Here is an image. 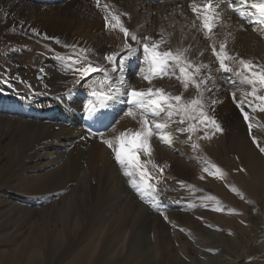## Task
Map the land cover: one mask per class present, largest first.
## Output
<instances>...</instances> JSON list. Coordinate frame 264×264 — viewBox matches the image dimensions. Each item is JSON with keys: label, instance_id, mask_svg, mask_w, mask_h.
<instances>
[{"label": "bare ground", "instance_id": "obj_1", "mask_svg": "<svg viewBox=\"0 0 264 264\" xmlns=\"http://www.w3.org/2000/svg\"><path fill=\"white\" fill-rule=\"evenodd\" d=\"M100 2H102V6L98 9L97 0H0V39L1 42H7L6 44L12 47L6 53L7 58L9 60L14 59L17 63L15 52L20 48L30 51H33V49L39 50L44 57L40 66L37 62L25 65L31 72L36 67L43 68V72L40 71L43 80H41L39 86L33 85L23 75L24 66L20 65L19 60L14 65L13 71H11L13 76L0 75V153L1 150L6 149L5 143L8 139L9 144L6 151L9 158L5 165L7 170H12V173L8 175L9 179H14L16 174L21 171L22 165L26 163L33 164L34 170L37 169L40 173L36 177L30 178L28 185L23 190L12 189L11 192L15 194L13 196L20 197L27 194L33 199H51L54 196H61V199L55 203L56 207L48 210L44 217V224L48 225L52 219V226L57 229L64 228L65 223L72 224L74 222L71 219L74 211L76 212L74 199L75 196L80 198L82 196L79 195L78 190L74 193L72 187L82 181L83 175L81 173L85 172L84 162L91 167V172H100V180L104 188L107 189L108 185L114 183L113 177L116 175L118 163L114 158L112 149L103 141L113 139L125 130L139 128L137 120H133L124 114L129 107L124 102L126 100L125 96H120L116 101L110 102L109 113L106 117H102L98 110L90 115L85 106L89 104V101L94 102L93 97L82 86L83 82L78 85L77 89L74 88L77 85L73 83L72 73L66 74L65 64L57 59V54L68 55L72 53V49L65 47V45H76L77 52L80 49H85L89 44V40L94 38V30L98 31V29H101L103 38H99V36V40L96 41L97 37H95L94 45L96 42V47H98L100 53H104V57L113 52L119 53L120 56L125 54V50L118 47L120 42L118 28L107 27V29H110L106 30V24L101 21L103 18L105 19L103 16L106 13L104 5L107 4L116 13L118 9L122 13H127L128 18L121 17V20L127 28L138 36H154L155 39L159 40L161 29H163V34L170 40V43L167 44L168 48L191 46V58H198L200 61L212 65L213 69L218 67L215 56L209 47L211 41L204 38L203 31L191 28L192 21L196 19L189 7L191 0H173L160 6L143 0H100ZM197 3H200V0H197ZM217 12L223 13L222 20L214 29V39L217 46L226 39L227 49L232 54H238L239 57L264 65V34H261V26L248 22L244 23L237 14L232 12L227 2L220 3ZM100 21L103 28H101ZM174 23H177L175 27H173ZM196 23L199 26L198 20ZM226 24L230 26L227 25L229 26L227 27ZM246 26L247 32L244 33L241 30ZM168 34H171L170 37ZM57 40H59V43H57ZM129 42L133 44V47H137L135 42ZM200 51H203V56H198ZM88 52V58L94 64L99 63L100 65L110 66L103 57L100 61L94 62L95 60H92L93 55L90 56ZM141 59L142 50L129 60L132 63L127 62L126 76L128 82L136 88H147L149 87L148 82L139 78L136 74L139 67L142 66ZM51 60H56V63L54 64ZM6 64H9V62L7 61ZM215 74L218 77L216 95L221 102L215 105L214 114L221 125L222 131L215 132L211 139H199L200 136H203L202 131L194 135L193 141L200 145L199 149L191 147V142L187 141L186 134L181 135L174 132L175 139L171 145L163 143L156 136H153L151 140L152 163L155 164L158 160L164 158H168L171 163L168 165L160 162L157 169L150 164L148 168L153 178L159 182H162V178L165 176H170L184 183L187 178L189 179L197 174V178L201 179L203 177L201 180L210 179L212 185L214 181L217 187L218 181L221 180L217 176H209L203 172L202 169L205 165L202 161H208L211 155L214 154L219 156L223 149L216 148L229 143L231 150L228 152L234 158L228 164L230 166V176L238 177V179L227 178L226 182L234 195L236 188L241 187V184L247 187L249 182L264 181V153L253 143L252 139L253 135L256 136L260 146L264 147V113L251 112L250 109L245 108L253 117L254 127L250 135L247 122L243 119V115L231 95V92L239 85L237 84L234 87L228 82L230 79L238 80V78L227 73ZM95 75L93 74V76ZM64 83L70 88L61 91L60 88ZM20 85L24 90L17 92L16 86ZM151 86L162 87L165 91L173 94H176L180 88V84L176 80L167 77L154 79ZM183 91L182 88L181 92ZM194 94L195 90L192 88L184 93L186 98ZM12 96H18L20 100L12 103ZM237 98L239 99V93ZM35 112L38 114L34 116ZM49 112L53 113L51 120H41L40 117ZM85 122L97 124L98 137L90 135L86 131ZM237 126L242 130L236 129ZM176 127L177 125L172 124L170 130H174ZM58 144H63L64 149L57 147ZM178 153L179 156L177 157ZM87 155L88 160H86ZM141 159H146L143 154H141ZM222 161H220L218 168L223 169L226 167V164ZM174 166L186 174V179L185 177H177L178 175L172 173ZM236 169L248 171L249 178L240 177L239 173H235ZM84 182V185L88 183V181ZM130 184L127 185L122 178L120 188L117 190L120 194L125 191L126 195L130 197L131 194L128 189ZM1 191L4 192L0 189ZM80 194L85 195L81 190V186ZM253 197L255 200H260L264 198V195L259 196L255 192ZM165 199L171 201V203H167L174 205V200L170 197ZM92 200L95 203L91 215L94 214L96 205L100 204V210H105L108 213V226L117 224L103 196L92 193ZM141 201L145 203L143 198ZM126 209L127 213L121 222L120 230L128 228L130 218L137 210L144 213L138 219L137 223L141 229H137L139 232L136 235L141 230L145 233L148 230L150 231L152 220L159 221L163 229L164 223L159 216L150 213L153 211H146L145 209L149 208H146L138 200L136 201L134 196L128 202ZM153 210L161 209L153 208ZM171 219L180 221L177 213L172 215ZM186 223L191 226L192 222L187 221ZM41 229L44 230L43 227ZM162 229L160 233H163L164 229ZM41 237L44 238L45 236L41 234ZM145 237L148 238L147 235ZM63 245L62 241H57L55 251L60 252ZM163 249L167 253L165 262L169 261L175 264L176 259L170 255L172 253L170 248L164 246ZM90 251L91 248L86 249L87 254ZM134 253L136 254V252ZM88 258L89 264H93V257L88 255ZM99 259L96 258L95 262H99Z\"/></svg>", "mask_w": 264, "mask_h": 264}, {"label": "rangeland", "instance_id": "obj_2", "mask_svg": "<svg viewBox=\"0 0 264 264\" xmlns=\"http://www.w3.org/2000/svg\"><path fill=\"white\" fill-rule=\"evenodd\" d=\"M101 6L102 2H100L98 9ZM117 13L122 14L119 9ZM105 15L106 13L103 14L104 17ZM121 17L127 18L124 15ZM101 21L106 24L104 18ZM101 21L100 25L103 28ZM176 25L177 23H174L173 27ZM105 29L109 30L110 28L105 27ZM241 31L247 32H245V29ZM94 32V38L89 40L86 47L87 50L90 48L88 52L90 56H94H92V60L98 62V60L104 58V53L99 52L96 42L94 45V39L97 37V41L99 38H103V35L101 29L94 30ZM118 36L120 38L118 47L121 49L123 48L124 39L119 29ZM152 37L155 39L154 36ZM1 41L0 39V75L13 76L11 71H13L14 65L19 60L20 65L24 66L23 75L33 85H41L40 82L43 80V76L40 69L36 67L31 72L25 66L31 65L33 62H37L40 66L44 59L41 52L36 49L30 51L20 48L15 52L16 63L14 59L9 60L6 56V53L12 47L6 44L7 42ZM162 47V50L168 49L167 44L162 45ZM100 55L102 56L100 57ZM7 61L10 65L6 64ZM51 61L54 64L56 63V60ZM16 87L18 92L24 90L21 85ZM65 88L70 87L64 83L60 89L62 91ZM74 88L77 89L78 85ZM181 91L182 86L180 85L176 94ZM115 124L116 122L114 127ZM236 129L242 130L238 126ZM8 144L7 139L6 149L1 150L0 153V189L4 191L0 192L2 193L0 194V264H89L88 255L93 257V264H173L169 261L165 262L167 253L163 249L164 246L170 248L172 252L170 255L176 259L175 264H264V198L255 200L253 197L255 192L259 196L264 195V181L249 182L247 187L241 184L243 188L237 187L236 193L233 195L226 179H232L233 177L236 180L238 177L230 176V166L228 164L234 158L228 152L231 150L229 143L216 148L223 149L219 156L214 154L208 159L210 164L217 167L222 160L226 164L223 169L219 167L224 176L223 178L217 177L221 180L218 181L217 187L214 181L212 185L210 179L201 180L197 178V174L189 179L187 178L188 181L185 180L184 183L170 176L162 178V182L153 178L151 182L156 185L158 192L155 198H148L147 200L143 198L145 203L141 201V195L131 186L129 177L123 174V169L119 164H117L116 175L113 177L115 184L112 183L108 185L111 186L110 188L105 189L100 180V172H91V167L84 162L85 172L81 173L83 175L82 181L72 187L74 193L78 190L79 195L82 196L81 198L75 196L74 199L76 212L74 211L73 218H71L74 222L72 224L65 223V227L60 229L52 226L51 218L48 225L44 224V217L48 210L56 207L55 203L61 199V196H54L51 199H33L27 194L20 197L13 196L15 194L11 192L12 189L23 190L28 185L29 179L40 173L37 169L34 170L33 164L26 163L22 165L21 171L16 174L14 179H9L8 175L12 173V170H7L5 165L9 158L6 151ZM58 145L57 147L63 148V144ZM176 156L178 157L179 153ZM86 160H88V155ZM160 162L168 165L171 163L168 158H164L158 160L155 165L159 167ZM245 171L244 169H236L235 173L237 172L240 177L244 176L247 179L249 178V172ZM172 173L178 175L177 177H185V179L187 177L175 166ZM122 178L127 185L130 184L128 186L130 197L126 195L125 191L120 194L117 190L120 188ZM84 181H88V183L84 185ZM80 186L85 193L84 196L80 194ZM92 193L104 197L107 207L117 224L108 226V213L105 210H100V204L96 205L94 214L91 215L95 203L92 200ZM133 196L136 201L138 200L146 208H149L145 209L146 211H153L150 213L159 216L164 223L165 228L163 227V229L166 234L164 231L160 233L162 229L160 222L152 220L150 231L148 230L145 233L141 230L136 235L139 232L137 229L140 228L137 223L138 219L144 213L139 210L135 211L132 218H130L128 228L120 230L121 222L127 213L126 206ZM167 197L174 200V205L167 203H171L170 200L165 199ZM169 205L173 206L170 207ZM217 207L223 210H215ZM153 208L161 210L155 211ZM176 213L180 221L171 219V216L176 215ZM187 221L192 222L191 226L187 225ZM42 227L44 230L41 229ZM52 231L53 234L51 235ZM41 234L45 237L42 238ZM57 241H62L64 244L60 252L55 251ZM87 248H91L89 254L86 253ZM96 258H100L99 262H95Z\"/></svg>", "mask_w": 264, "mask_h": 264}, {"label": "snow or ice", "instance_id": "obj_3", "mask_svg": "<svg viewBox=\"0 0 264 264\" xmlns=\"http://www.w3.org/2000/svg\"><path fill=\"white\" fill-rule=\"evenodd\" d=\"M225 2L241 20L261 26V34H264V0H200V3L191 0L189 7L196 17L191 23V28L203 31L204 38L211 41L209 47L218 64L215 69L198 58H191V46L161 50L162 45L170 43L163 34V29L159 40L147 35L140 37L122 22L121 16L128 14H118L107 4L104 5L107 13L106 27L118 28L123 34L122 47L125 54L120 56L119 53L113 52L106 55L104 59L110 66L94 64L88 58V50L80 49L77 52L76 45H65L72 49L71 54H57V59L65 64V70L72 73L73 83L80 85L83 82L82 86L93 97L94 102L89 101L85 106L90 115L95 113L97 108L109 107L110 102L116 101L120 96L126 97L124 102L129 107L124 114L137 120L139 128L125 130L113 139H105L103 142L112 149L116 162L123 169V174L129 177L131 186L146 200L155 198L158 192L156 185L151 182L153 176L148 168L150 164L153 168L158 167L151 159L153 136L171 145L175 139L174 132L186 134L191 147L199 149L200 145L193 141L194 135L202 131L203 136L199 139H211L215 132L222 131L214 114L215 105L221 102L216 95L218 77L215 73H227L238 78V80L230 79L228 82L234 87L239 85L231 95L247 122L250 135L254 127L253 117L245 108L250 109L251 112L264 113V65L239 57L238 54H232L227 49L226 39L218 46L214 39V29L223 17V13L217 12V8L220 3ZM97 6H100V0H97ZM170 35L168 34L169 37ZM129 41L135 42L137 47H133ZM141 50L142 66L136 74L148 82L147 88H136L128 82L126 76L127 62ZM203 54V51H200L198 56ZM40 71L43 72V68ZM165 77L176 80L184 91L173 94L162 87L151 86L154 79ZM189 88L194 89L195 94L186 98L184 93ZM172 124L177 125L174 130H170ZM252 139L264 153V147L260 146L256 136L253 135ZM141 154L146 159L142 160ZM202 162L205 165L203 172L223 178L224 173L216 165L210 164L207 160ZM215 210L223 209L217 207Z\"/></svg>", "mask_w": 264, "mask_h": 264}]
</instances>
